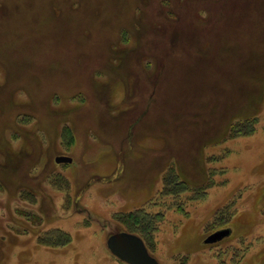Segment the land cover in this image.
Instances as JSON below:
<instances>
[{
    "label": "rangeland",
    "instance_id": "obj_1",
    "mask_svg": "<svg viewBox=\"0 0 264 264\" xmlns=\"http://www.w3.org/2000/svg\"><path fill=\"white\" fill-rule=\"evenodd\" d=\"M138 209L161 264H264V0H0V264H128Z\"/></svg>",
    "mask_w": 264,
    "mask_h": 264
},
{
    "label": "water",
    "instance_id": "obj_2",
    "mask_svg": "<svg viewBox=\"0 0 264 264\" xmlns=\"http://www.w3.org/2000/svg\"><path fill=\"white\" fill-rule=\"evenodd\" d=\"M55 160L57 163H70L73 159L68 155H58ZM231 233V228L217 230L205 238V243H217ZM107 245L116 257L128 264H161L137 233L126 230L114 232L108 237Z\"/></svg>",
    "mask_w": 264,
    "mask_h": 264
},
{
    "label": "trees",
    "instance_id": "obj_3",
    "mask_svg": "<svg viewBox=\"0 0 264 264\" xmlns=\"http://www.w3.org/2000/svg\"><path fill=\"white\" fill-rule=\"evenodd\" d=\"M239 124H234L232 126V133L234 134H239ZM248 130V129H247ZM170 171V170H169ZM169 174V173H168ZM211 179H212V174L210 173L208 178H207V181L204 185L202 186H198V187H193L187 182L185 181L184 179H179L180 181V184H183L182 186H184L185 190H188V191H191V192H195V191H198L200 189V191L204 194L203 197H205V195H207V191L208 189L211 187V184H209L211 182ZM170 182V184H172V179L171 177L168 176H165V185H164V192H169L171 190H169V185L168 183ZM169 190V191H168ZM143 212L138 209L136 211H133V212H129L128 216L131 218H133V223H130L131 226H128V231L130 232H133V233H137L139 234L145 241L148 249L150 248V242L152 240V235H153V232L157 230L159 224L162 222V216L160 215H157V216H154V217H151V221H145V220H140V215L142 214ZM142 224L141 227H133L137 224ZM145 224V225H143ZM59 232V239H58V242L57 243H54V244H57V245H65V244H68L70 241H71V236L69 233L67 232H64L62 230H59L57 231Z\"/></svg>",
    "mask_w": 264,
    "mask_h": 264
}]
</instances>
